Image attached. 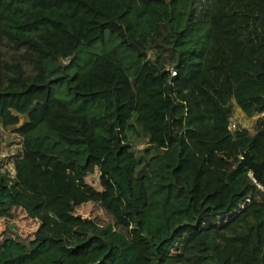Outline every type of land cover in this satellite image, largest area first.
<instances>
[{
  "label": "trees",
  "instance_id": "16d2710c",
  "mask_svg": "<svg viewBox=\"0 0 264 264\" xmlns=\"http://www.w3.org/2000/svg\"><path fill=\"white\" fill-rule=\"evenodd\" d=\"M213 2L0 0V264H264V171L205 158L264 163V0Z\"/></svg>",
  "mask_w": 264,
  "mask_h": 264
},
{
  "label": "rangeland",
  "instance_id": "374dc122",
  "mask_svg": "<svg viewBox=\"0 0 264 264\" xmlns=\"http://www.w3.org/2000/svg\"><path fill=\"white\" fill-rule=\"evenodd\" d=\"M213 4H214L213 0H195V8L197 14L196 19L207 21L212 11ZM162 47L164 52H162L160 61H163L170 57V55L167 52L170 51L168 45L166 43H163ZM233 106H234V111L232 113L230 120L232 129L233 130L237 128L250 129L252 124L254 123L255 117L246 118L235 105ZM19 121H20L19 125H22L23 123L26 122V118L20 117ZM138 144H139L138 145L139 150L144 147L142 143H138ZM243 157L244 156L237 153L233 148H229L224 151L222 150L218 151L213 148H208L205 155V158L207 159V166L210 169H214L215 171H217L219 175L229 172L238 162H243L244 160ZM250 181L254 184L257 183V179L254 171L250 173ZM86 182L95 189L98 190L100 189L98 185V178L96 175L87 177ZM196 191H197L196 197H200L202 188L198 187ZM9 220L12 219L10 217L8 218L6 217L4 220L0 221V235H6L8 238L9 236L10 237L18 236L20 232L17 230L15 223L12 221L10 222L11 223L10 224ZM6 236H4V239L7 238ZM261 248L262 247H260V249ZM93 262H94V258H91L87 261H80L73 263L63 262L60 256L51 253L47 256L41 257L38 261L31 264H93Z\"/></svg>",
  "mask_w": 264,
  "mask_h": 264
},
{
  "label": "water",
  "instance_id": "95a60500",
  "mask_svg": "<svg viewBox=\"0 0 264 264\" xmlns=\"http://www.w3.org/2000/svg\"><path fill=\"white\" fill-rule=\"evenodd\" d=\"M244 164L248 166L252 171H254L256 179L259 181L262 172L264 171V163L261 165L254 164L250 158L244 159ZM6 239V238H5Z\"/></svg>",
  "mask_w": 264,
  "mask_h": 264
},
{
  "label": "built area",
  "instance_id": "2783aa9c",
  "mask_svg": "<svg viewBox=\"0 0 264 264\" xmlns=\"http://www.w3.org/2000/svg\"><path fill=\"white\" fill-rule=\"evenodd\" d=\"M258 117H260V118H263L264 119V112H261L260 114H258ZM231 120V119H230ZM229 129L231 130V131H234L233 129H232V127H231V122H230V124H229ZM14 222V220L12 219V220H9V223L10 222ZM11 224V223H10ZM4 236H6V235H3V238H4ZM7 237V236H6ZM8 238V237H7Z\"/></svg>",
  "mask_w": 264,
  "mask_h": 264
}]
</instances>
